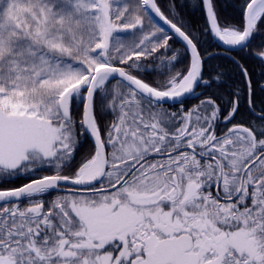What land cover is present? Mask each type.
Returning a JSON list of instances; mask_svg holds the SVG:
<instances>
[{
	"label": "snow or ice",
	"instance_id": "1",
	"mask_svg": "<svg viewBox=\"0 0 264 264\" xmlns=\"http://www.w3.org/2000/svg\"><path fill=\"white\" fill-rule=\"evenodd\" d=\"M0 264H264V0H0Z\"/></svg>",
	"mask_w": 264,
	"mask_h": 264
},
{
	"label": "trees",
	"instance_id": "2",
	"mask_svg": "<svg viewBox=\"0 0 264 264\" xmlns=\"http://www.w3.org/2000/svg\"><path fill=\"white\" fill-rule=\"evenodd\" d=\"M189 2H191V0H189ZM221 2H225V0H221ZM226 2L230 3L231 0H226ZM188 16V18L191 20V22L195 25H200L203 23V16L201 15V13L199 11H197L195 8H192L191 10L185 9L184 10ZM226 11L231 14V9H226ZM254 43H258V40ZM178 46V45H177ZM210 64H215L217 63L216 61H211L209 62ZM253 67H258V65L253 62L252 64ZM192 103H195V101H192Z\"/></svg>",
	"mask_w": 264,
	"mask_h": 264
}]
</instances>
